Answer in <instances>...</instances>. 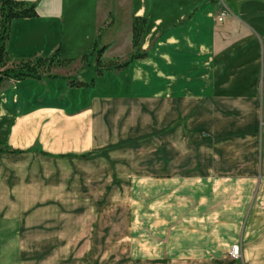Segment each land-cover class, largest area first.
<instances>
[{
  "label": "crops",
  "instance_id": "obj_1",
  "mask_svg": "<svg viewBox=\"0 0 264 264\" xmlns=\"http://www.w3.org/2000/svg\"><path fill=\"white\" fill-rule=\"evenodd\" d=\"M17 1L34 3L37 17L11 22L6 50L12 61L59 49L80 68L108 16L112 23L98 40L106 47L103 59L132 53L134 16L147 20L141 38L147 56L102 77L89 59L78 78L93 80V89L51 79L0 88V149L7 151L0 153V264H29L37 228L45 227L36 214H46L53 195L67 190L68 164L79 165L86 154L110 161L123 145L142 150L140 143L153 135L157 164L187 166L182 174L192 176L186 180L195 189L187 193L198 197L194 209L178 207V214L195 215L187 219L195 225L187 236L176 234L173 246L180 239L198 247L191 257L204 264L209 255L219 256V264H264V0ZM235 167V176L209 173ZM211 213L237 231L216 247L218 254L205 236L213 228ZM236 244L239 259L221 257Z\"/></svg>",
  "mask_w": 264,
  "mask_h": 264
},
{
  "label": "rangeland",
  "instance_id": "obj_2",
  "mask_svg": "<svg viewBox=\"0 0 264 264\" xmlns=\"http://www.w3.org/2000/svg\"><path fill=\"white\" fill-rule=\"evenodd\" d=\"M78 68L73 65L52 73L78 77ZM181 138L176 136L174 141ZM150 139L140 143L142 150L124 151L123 145L121 153H115L110 161L91 160L86 154L82 156L86 161L79 165L68 164L67 190L62 187L61 193L53 195L46 214H36L37 225L45 227L37 228L29 264H204L203 259L191 257L199 253L198 247L180 239L175 246L180 250L173 246L176 234L187 236V228L195 225L187 222L189 215L195 216L190 211L177 213L178 207L194 209L197 202L198 197L187 193V189L195 191L186 180L192 176L182 174L187 166H179L177 160L164 169L157 164L155 136ZM129 146L132 143L125 149ZM180 152L184 154L180 157L186 156V150ZM215 168L212 166L213 171ZM236 168L209 173L235 176ZM212 213L213 228L206 230L205 236L214 241L211 249L218 254L221 249L216 247L233 239L237 231L220 225L215 220L218 215ZM230 250L221 257L231 259ZM218 257L209 255L207 264H219Z\"/></svg>",
  "mask_w": 264,
  "mask_h": 264
},
{
  "label": "trees",
  "instance_id": "obj_3",
  "mask_svg": "<svg viewBox=\"0 0 264 264\" xmlns=\"http://www.w3.org/2000/svg\"><path fill=\"white\" fill-rule=\"evenodd\" d=\"M37 17L36 5L31 2L17 0H0V88L6 83L13 81L19 82L24 80L42 79L63 80L67 88L76 89H93L94 82L82 81L78 77L66 76L60 77L52 72L55 69L69 68L75 63L72 59H62L59 49H56L50 57H38L31 60L12 61L9 59L6 50V44L9 38L10 24L14 20L33 19ZM105 26L99 29L97 36L81 55L78 64L81 66L79 73L88 68L89 59L94 58L93 71L96 77H102L105 72H119L127 69L135 60L144 59L147 53L141 50V38L144 33L147 20L143 17L134 16L131 20V48L132 53L125 60H104L103 54L106 47H98V40L103 29L111 25V17ZM6 150L0 149V153H5ZM17 153V151H9ZM84 156V155H83Z\"/></svg>",
  "mask_w": 264,
  "mask_h": 264
},
{
  "label": "built area",
  "instance_id": "obj_4",
  "mask_svg": "<svg viewBox=\"0 0 264 264\" xmlns=\"http://www.w3.org/2000/svg\"><path fill=\"white\" fill-rule=\"evenodd\" d=\"M223 16H224V13L221 14L220 17H218V19H217L218 22L222 21ZM260 130L262 132H264V122H261V124H260ZM239 255H240V248H239V246H236V245L233 246L231 248V250H230V257L233 258V259H236V258L239 257Z\"/></svg>",
  "mask_w": 264,
  "mask_h": 264
}]
</instances>
